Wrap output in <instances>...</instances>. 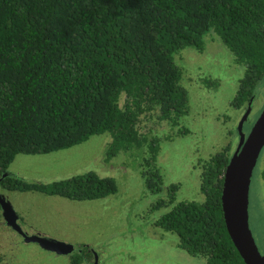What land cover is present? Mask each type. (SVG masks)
Listing matches in <instances>:
<instances>
[{"label": "trees", "instance_id": "obj_1", "mask_svg": "<svg viewBox=\"0 0 264 264\" xmlns=\"http://www.w3.org/2000/svg\"><path fill=\"white\" fill-rule=\"evenodd\" d=\"M211 32L246 68L232 106L247 108L264 80V0H0V188L78 201L116 195L117 179L95 170L49 183L9 170L18 154L108 134L105 160L126 156L154 194L164 192L151 205L166 210L155 227L208 264H246L222 207L232 145L199 161L201 201H177L181 185L165 186L159 166L162 143L190 132L176 56L188 47L203 52ZM86 250L73 264L86 261Z\"/></svg>", "mask_w": 264, "mask_h": 264}, {"label": "rangeland", "instance_id": "obj_2", "mask_svg": "<svg viewBox=\"0 0 264 264\" xmlns=\"http://www.w3.org/2000/svg\"><path fill=\"white\" fill-rule=\"evenodd\" d=\"M214 33L215 37H212ZM215 38V39H213ZM210 39V40H209ZM203 52L188 47L176 56L183 70L182 83L189 93V113L184 124L190 132L162 143L159 166L165 186L181 185L178 200L201 201L199 161L210 158L229 144L234 153L240 142L239 122L245 109H236V96L246 68L236 62L220 37L206 36ZM207 80L216 83L208 85ZM264 110V80L259 84L251 113L244 123L246 136ZM111 137L92 136L87 141L46 154H18L10 172L27 181L49 183L77 173L95 170L117 179L119 192L96 200H70L34 191L0 189L20 216L19 223L30 235L73 244L71 254L46 250L37 242H26L4 219L0 220V257L3 264H73L80 246L91 244L101 251V264H208L178 247L177 236L154 226L166 210L153 212L151 205L162 194L148 187L137 164L120 155L106 161L104 153ZM264 149L250 189V227L264 255ZM149 210V211H148Z\"/></svg>", "mask_w": 264, "mask_h": 264}, {"label": "water", "instance_id": "obj_3", "mask_svg": "<svg viewBox=\"0 0 264 264\" xmlns=\"http://www.w3.org/2000/svg\"><path fill=\"white\" fill-rule=\"evenodd\" d=\"M251 107L252 103L248 105L244 116L239 122L240 142L225 171L222 207L229 235L245 263L264 264V255L261 253L250 227L249 213L252 177L261 152L264 149V110L249 135L246 136L243 127ZM0 205L7 225L23 235L27 242H37L43 248L60 254H68L74 249V245L70 243L36 234L28 235L18 222L19 216L11 202L1 191Z\"/></svg>", "mask_w": 264, "mask_h": 264}, {"label": "flooded vegetation", "instance_id": "obj_4", "mask_svg": "<svg viewBox=\"0 0 264 264\" xmlns=\"http://www.w3.org/2000/svg\"><path fill=\"white\" fill-rule=\"evenodd\" d=\"M254 100H255V95H254V97L251 99V101L249 102V104L250 103H252V105H253V102H254ZM248 104V105H249ZM248 108V107H247ZM246 108V109H247ZM246 109H245V111H246ZM251 109H252V107H251ZM250 113H251V111H250ZM250 113H249V115H250ZM249 117V116H248ZM248 117H247V119H248ZM247 119H246V121H247ZM245 121V122H246ZM257 166V165H256ZM263 174H264V171H263ZM249 207H250V204H249ZM4 219V218H3ZM19 219H20V216H19ZM5 220V219H4ZM6 222V221H5ZM18 222H19V220H18ZM9 226V225H8ZM10 227V226H9ZM10 228H12V227H10ZM13 229V228H12ZM14 230V229H13ZM16 231V230H15ZM17 232V231H16ZM20 234V233H19ZM21 235V234H20ZM28 235H30V234H28ZM34 235V234H33ZM36 235H41V234H36ZM23 238H24V236L23 235H21ZM41 236H43V237H46V236H44V235H41ZM47 238H49V237H47ZM24 240H25V238H24ZM26 241V240H25ZM27 242V241H26ZM41 246V245H40ZM84 246V247H83ZM91 246V244H84V245H82V246H80V248H79V252H81L84 248L86 249L87 248V250L84 252V254L86 255V261H84L82 264H101L102 262H101V251L100 250H98V249H96V248H94L93 246H92V248L90 247ZM42 247V246H41ZM43 248V247H42ZM45 249V248H44ZM74 249H75V246H74ZM74 249L70 252V253H68V254H71L73 251H74ZM46 250H48V249H46ZM49 251H51V250H49ZM53 252H55V253H57L56 251H53ZM262 253V252H261ZM58 254H60V253H58Z\"/></svg>", "mask_w": 264, "mask_h": 264}]
</instances>
